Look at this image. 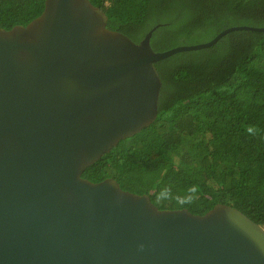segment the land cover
<instances>
[{
	"label": "water",
	"instance_id": "95a60500",
	"mask_svg": "<svg viewBox=\"0 0 264 264\" xmlns=\"http://www.w3.org/2000/svg\"><path fill=\"white\" fill-rule=\"evenodd\" d=\"M89 0H44L25 25L0 27V264H264V228L229 204L203 214L84 169L149 126L164 51L109 29ZM142 245V247H141Z\"/></svg>",
	"mask_w": 264,
	"mask_h": 264
},
{
	"label": "trees",
	"instance_id": "16d2710c",
	"mask_svg": "<svg viewBox=\"0 0 264 264\" xmlns=\"http://www.w3.org/2000/svg\"><path fill=\"white\" fill-rule=\"evenodd\" d=\"M106 26L134 42L154 28L150 46L164 51L203 43L231 26L264 27V0H89ZM44 0H0V27L25 25ZM161 87L155 120L120 140L82 177H113L123 190L148 194L160 209L203 214L229 204L264 226V31L238 29L214 44L154 63ZM245 125L259 128L255 135ZM200 192L178 206L156 198L161 188Z\"/></svg>",
	"mask_w": 264,
	"mask_h": 264
},
{
	"label": "clouds",
	"instance_id": "9594fccd",
	"mask_svg": "<svg viewBox=\"0 0 264 264\" xmlns=\"http://www.w3.org/2000/svg\"><path fill=\"white\" fill-rule=\"evenodd\" d=\"M245 131L249 134L255 135L260 130L254 125H245ZM200 192V186L198 184L188 185L183 194H174L171 188L164 187L161 188L157 193L156 198L162 202L173 201L178 206H185L191 204L197 199V196ZM142 247V245H141Z\"/></svg>",
	"mask_w": 264,
	"mask_h": 264
},
{
	"label": "built area",
	"instance_id": "2783aa9c",
	"mask_svg": "<svg viewBox=\"0 0 264 264\" xmlns=\"http://www.w3.org/2000/svg\"><path fill=\"white\" fill-rule=\"evenodd\" d=\"M264 228V226H262Z\"/></svg>",
	"mask_w": 264,
	"mask_h": 264
}]
</instances>
